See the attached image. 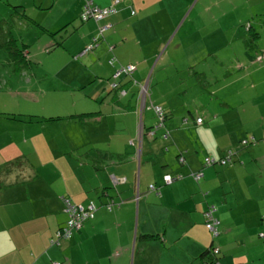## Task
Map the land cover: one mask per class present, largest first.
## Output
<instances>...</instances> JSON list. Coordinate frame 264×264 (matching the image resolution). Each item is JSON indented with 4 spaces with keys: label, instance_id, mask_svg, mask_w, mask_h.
<instances>
[{
    "label": "crops",
    "instance_id": "obj_1",
    "mask_svg": "<svg viewBox=\"0 0 264 264\" xmlns=\"http://www.w3.org/2000/svg\"><path fill=\"white\" fill-rule=\"evenodd\" d=\"M84 2L0 0L1 37L17 38L30 57L13 63L0 50L9 75L0 73L3 94L26 102L11 111L0 105V167L18 158L24 170L0 174V264H205L201 255L212 243L221 264H264V0H119L116 13L98 22L80 20ZM185 22L238 43L245 61L236 62L232 83L252 93L184 115V81L163 94L152 73L146 105H161L166 119L151 136L155 116L141 109L139 83L149 79L164 36L178 23L175 32L184 35ZM100 27L98 44L82 54ZM168 58L165 49L158 63ZM129 63L136 69L117 80L121 94L110 87L112 74ZM32 129L42 132L36 142L26 137ZM247 137L255 142L241 145ZM228 150L231 163L204 165ZM165 174L180 177L164 183ZM64 199L96 209L58 238L68 217ZM211 205L215 238L204 225Z\"/></svg>",
    "mask_w": 264,
    "mask_h": 264
},
{
    "label": "rangeland",
    "instance_id": "obj_2",
    "mask_svg": "<svg viewBox=\"0 0 264 264\" xmlns=\"http://www.w3.org/2000/svg\"><path fill=\"white\" fill-rule=\"evenodd\" d=\"M179 23L175 26V29L164 36L167 38H165L162 47L157 53L155 62L152 63L151 68L148 70L147 100L150 99L149 83L152 73L153 78H160L161 82L164 84L165 88L161 89L163 94H165L170 87H173L174 85L172 84H175L177 80L179 82L181 80L184 81L182 83V87H184V115H187L188 110L191 111L193 115L196 113L201 114L202 111L206 109L207 103L210 104V109L217 108L222 101L234 103L237 98L236 95L239 92L246 94L252 93V87L243 89L240 84L232 83L236 74L234 70L236 62L245 61V54L241 50H236L235 48L238 44L237 42L229 44L228 41L230 38L226 36H220L219 39L217 37H206L201 30H197L195 24L190 26L187 22L184 23V35L180 32L177 34L175 31ZM162 33L164 34L166 32ZM25 34H27V31ZM164 37H158L157 41H160ZM29 40H32V37ZM165 49H167L169 53V58L165 59L167 65L161 66L162 61L158 63V59ZM256 49L258 48L253 47L254 54L257 52ZM36 53L37 52H34V55ZM255 61L257 64H260L257 60ZM1 63L2 62H0V73L5 74L4 79H7L9 75L6 73V67L1 66ZM28 77H31L30 73H28ZM261 79H264V77ZM1 81L0 85H2ZM4 87L0 86V91H2L0 94V105H7L10 111L12 106L25 107L26 102L23 97L18 98L16 93L13 94V98L8 94H3V90H5ZM258 88L264 89V86L259 85ZM46 97L40 98V104H45L47 102ZM63 97L66 96L63 95ZM209 98L211 99L209 100ZM64 101L66 100L64 99L62 102ZM55 112L56 111H53V113ZM34 123L38 125V129H41V122ZM47 126L50 125H46L45 127ZM47 131L49 130L47 129ZM46 134L48 135L50 133ZM39 135L41 136L42 132L32 129L31 135L26 137H32L35 140ZM14 139H16V136ZM246 140L248 144L255 142L253 137H247ZM14 168L18 169L19 173L24 171L22 168ZM27 173L28 172L22 174V181L27 179ZM2 179L3 176L0 175V180Z\"/></svg>",
    "mask_w": 264,
    "mask_h": 264
},
{
    "label": "built area",
    "instance_id": "obj_3",
    "mask_svg": "<svg viewBox=\"0 0 264 264\" xmlns=\"http://www.w3.org/2000/svg\"><path fill=\"white\" fill-rule=\"evenodd\" d=\"M119 0H113V3L111 4V6L106 7V8H99L97 6H94L91 4L90 1H86V3L83 6V11L81 13V20L86 21L90 18H93L95 20H99L107 15H109V13H112L115 8L113 7L114 4H116ZM102 28H100V33L102 32ZM97 41V37H94L92 39V43L87 45L83 51V53L89 52L92 50V48L95 46ZM111 49V47L109 48ZM116 58L114 56H111L108 60V62L110 64H113L114 62H116ZM136 66L134 64H118L117 67L115 68L114 74H113V78L114 80H119V78L121 77H130L133 72L135 71ZM112 87H115V83L111 84ZM147 87H148V80H145L144 82L139 83V97L140 100L142 102V104L144 105V107L146 106V95H147ZM120 93L124 94L125 90L120 89ZM147 108H150L154 111L155 115L157 116V122L155 123V125L153 126V128H151L148 131V134L153 136V133L156 129L162 127L163 125V121H164V111L161 105L158 104H154L152 102L149 103V105L147 106ZM196 121L198 123L201 122V118H197ZM167 133V132H165ZM241 145H247L248 142L246 139L241 140ZM233 154V151L228 150L226 155L222 158H213V157H206L204 158V165H213L216 163L219 164H226L229 163L231 161V156ZM179 160L182 162L183 159L182 157L179 158ZM180 175H171V174H165L163 176V181L164 183H170L172 181H174L175 179L179 178ZM193 177L198 180L201 177L200 173H194ZM149 188L152 190H155L156 187L153 184L149 185ZM65 201V211L67 213V221H66V225L63 229H61L59 232H57V237L59 238V236L62 237H69L71 232L74 229H78L82 226V223L84 222V220H86L87 218H91L94 215V211L96 209L95 205L90 202V204L88 206H83V205H79V204H73L71 203L69 200L64 199ZM111 204L108 203L107 207L110 208ZM214 211H215V207L213 206H209L208 208H206V210L204 211V217H205V226L206 228L211 232V234L213 236L218 234V228H217V224H218V220L215 218L214 216ZM260 236H264V233H260ZM216 251V250H215Z\"/></svg>",
    "mask_w": 264,
    "mask_h": 264
},
{
    "label": "trees",
    "instance_id": "obj_4",
    "mask_svg": "<svg viewBox=\"0 0 264 264\" xmlns=\"http://www.w3.org/2000/svg\"><path fill=\"white\" fill-rule=\"evenodd\" d=\"M86 1H90V0H85V2L83 3V6H84V4L86 3ZM91 2V4L92 5H94V6H97V7H99V8H106V7H109V6H111V4L110 5H108V6H104V7H102V6H99V5H97V4H94V3H92V1H90ZM83 6H82V10H81V12H80V20H81V13H82V11H83ZM113 7L115 8V10L112 12V13H109V15H107V16H110V15H112V14H114V13H116V11H117V8H116V4H114L113 5ZM107 16H105V17H107ZM105 17H103V18H101V19H99V20H95V19H93V18H90V19H92V20H94L95 22H98V21H100V20H102V19H104ZM89 20V19H88ZM81 21H83V20H81ZM87 21V20H86ZM1 23L2 22H0V50L2 51V53H3V55H5L6 57H9L11 60H12V62L14 63H20V64H22V65H25L26 63H28L29 61H30V57H29V55H28V51L26 50V48H25V44L24 43H21L17 38H12V37H9V38H2L1 37V32H2V30H1ZM101 28V27H100ZM100 28L98 29V35L97 36H94V37H97V41H96V44H95V46L98 44V40L102 37V32L100 33ZM254 35V38H255V34H253ZM93 37V38H94ZM92 38V39H93ZM17 41H19L18 43H17ZM92 43V41L90 42V43H88L87 45H89V44H91ZM87 45H85V47L87 46ZM94 46V47H95ZM84 47V48H85ZM93 47V48H94ZM92 48V49H93ZM109 60V59H108ZM108 62V61H107ZM114 63H116V62H114ZM113 63V64H114ZM108 64H110L109 62H108ZM113 64H110V65H113ZM22 70H24V69H22ZM115 71V70H114ZM114 71H113V74H114ZM113 74H112V77H113ZM114 79V78H113ZM112 83H115V87H112L111 86V84ZM119 83L120 82H118L117 80H114V81H112V82H110V87L112 88V89H119V92H120V86H119ZM119 95H121L120 93H119ZM146 107H147V105H146ZM146 107H144V108H146ZM143 108V109H144ZM147 109H150V108H147ZM150 110H152V109H150ZM164 111V110H163ZM152 112L154 113V111L152 110ZM164 114H165V111H164ZM13 115V114H12ZM83 115V114H82ZM154 116H155V123L157 122V116L155 115V113H154ZM165 117V116H164ZM62 118V116H50V117H47L46 119L47 120H58V119H61ZM165 119H166V117L164 118V121H165ZM164 121H163V125H162V127H160V128H158V129H162V128H164ZM155 123L151 126V128H153V126L155 125ZM157 130V129H156ZM155 130V131H156ZM234 155H235V152L233 151V154H232V156H231V161L229 162V163H231L232 162V160H233V158H234ZM20 166V160L18 159V158H16V159H14V160H11V161H8V162H6L5 164H3L1 167H0V174L1 173H10L11 171H12V169L14 168V167H19ZM6 176V175H5ZM3 182V181H2ZM2 182H0V188H3V183ZM211 206H213V205H211ZM213 207H215V206H213ZM204 225H205V217H204ZM218 225H219V221H218V224H217V228H218ZM206 227V226H205ZM207 229V228H206ZM208 230V229H207ZM209 231V230H208ZM210 232V231H209ZM260 233H264V231L263 232H260ZM260 233H258V235H259V237H262V238H264V236H260ZM210 234H211V232H210ZM218 234H219V229H218ZM218 234L217 235H215V236H213L212 234V237L213 238H215V237H217L218 236ZM216 250V251H215ZM219 253H220V249H219V246H217V245H213V243L212 244H210V246L208 247V249H207V251L206 252H204L202 255H201V257H203V258H206L207 257V259H206V263L205 264H221L219 261H218V255H219ZM212 256H211V255ZM207 255H209V256H207Z\"/></svg>",
    "mask_w": 264,
    "mask_h": 264
},
{
    "label": "clouds",
    "instance_id": "obj_5",
    "mask_svg": "<svg viewBox=\"0 0 264 264\" xmlns=\"http://www.w3.org/2000/svg\"><path fill=\"white\" fill-rule=\"evenodd\" d=\"M140 106H141V109H143L144 108V105L142 104V102L140 101ZM146 107V106H145Z\"/></svg>",
    "mask_w": 264,
    "mask_h": 264
}]
</instances>
